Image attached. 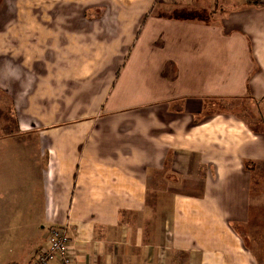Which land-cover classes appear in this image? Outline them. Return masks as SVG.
Instances as JSON below:
<instances>
[{
	"label": "crops",
	"instance_id": "obj_1",
	"mask_svg": "<svg viewBox=\"0 0 264 264\" xmlns=\"http://www.w3.org/2000/svg\"><path fill=\"white\" fill-rule=\"evenodd\" d=\"M61 3L0 46V264H264V2Z\"/></svg>",
	"mask_w": 264,
	"mask_h": 264
},
{
	"label": "rangeland",
	"instance_id": "obj_2",
	"mask_svg": "<svg viewBox=\"0 0 264 264\" xmlns=\"http://www.w3.org/2000/svg\"><path fill=\"white\" fill-rule=\"evenodd\" d=\"M46 1L47 0H0V46L3 44L8 46V45H12L15 43H19L21 45L25 44H31V40L32 43L35 44L36 42H38L39 46L40 45H50L49 43H47L46 38L43 36H35V34L33 33V30H29L30 29V25L35 23V22H30L29 20L26 21H19L16 19V17L14 16L15 14L18 13H22V14H29V13H33V12H37L40 13L39 15L43 16L45 12H49V9H51L50 11H52L53 13L55 12H64L67 11L68 9V5L62 4L61 1H57L56 0L53 4L48 5L49 8H47L46 5ZM51 3V0H49ZM69 8L71 9V6H69ZM45 21H44V17L43 19L38 22V24L41 25H45ZM19 24H25L27 25V27H23L22 28H29L27 30V33L25 31L19 33L17 36H13V28ZM61 21H56L54 23V29H55V35H58L56 40H59V44L61 42V38H60V34H61ZM19 28V27H18ZM30 31L32 32V37H26V36H22L21 35H30ZM5 32V33H4ZM6 35V36H5ZM55 40V41H56ZM227 103V102H226ZM226 103H224V107L225 108H233L235 106L232 105V103L229 105H227ZM6 104L3 105V111L1 112V114H3L4 116H6L8 119L10 117V115L12 114L11 111H8L7 106L4 107ZM218 106L220 107L221 104H219L218 102ZM217 107V106H216ZM10 120V119H9Z\"/></svg>",
	"mask_w": 264,
	"mask_h": 264
},
{
	"label": "built area",
	"instance_id": "obj_3",
	"mask_svg": "<svg viewBox=\"0 0 264 264\" xmlns=\"http://www.w3.org/2000/svg\"><path fill=\"white\" fill-rule=\"evenodd\" d=\"M69 232L67 224L51 226L46 245L35 251L29 264H76L69 245Z\"/></svg>",
	"mask_w": 264,
	"mask_h": 264
}]
</instances>
